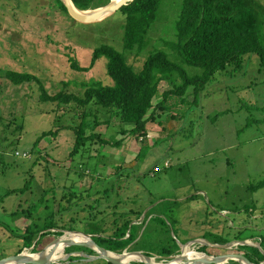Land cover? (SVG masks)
<instances>
[{
    "label": "rangeland",
    "instance_id": "rangeland-1",
    "mask_svg": "<svg viewBox=\"0 0 264 264\" xmlns=\"http://www.w3.org/2000/svg\"><path fill=\"white\" fill-rule=\"evenodd\" d=\"M180 1L161 0L162 13L152 26L146 48L138 55L125 54L135 72H140L153 50L170 52L165 43L174 41ZM123 24L119 12L87 24L60 9L57 0H0V222L21 230L23 219L15 220L11 213L43 204L37 208L43 218L45 209L54 206L58 210V204H69L74 191L82 194L86 206L95 200L94 204H101L97 221L106 219V229L101 230L105 232H99L102 237L112 236L111 222L119 219L114 213L140 212L139 220L130 225L141 223L150 214L138 231V248L156 263L163 261L157 254L164 244L171 245V240L178 246L190 242L186 247L197 254H202L198 248L206 247L214 257L242 255L237 243L243 241L259 247L264 239V187L254 192L249 187L264 180V72L253 53L243 56L239 70L230 73L232 68H227L216 74L198 93L197 105L191 104L193 87L187 89L184 100L172 96L164 111L148 123L147 145L119 135V119L101 111L98 119L109 124L95 132L103 138L123 139L121 146L99 147L88 141L79 153L71 154L73 129L78 127L82 111L70 105L58 114L57 104L41 100L42 91L48 95H81V83L113 86L106 58L98 59L87 71L74 70L70 65L73 60L87 68L94 49L101 44L121 52ZM171 54L168 59L188 77L201 74L200 69L181 64L178 54ZM8 71L35 80L13 84L5 77ZM180 84L182 80L176 78L175 85ZM168 88L167 83H161L154 103ZM17 126H21L20 132ZM49 132L52 134L41 137ZM15 152L29 153V158H17ZM79 171H85L82 177ZM26 185L24 192L4 197L8 191ZM66 213L59 226L70 223L72 216L75 229H85L78 227L85 211ZM93 214L97 216V212ZM3 230L0 228V257L15 255L20 242ZM55 239V235L46 236L40 251ZM22 252L30 257L38 253L31 249ZM55 253L54 249L51 264L105 262L84 258L70 262L62 259L65 252ZM140 262L139 258L128 264ZM144 262L148 264V260ZM225 264L240 263L228 260Z\"/></svg>",
    "mask_w": 264,
    "mask_h": 264
},
{
    "label": "trees",
    "instance_id": "trees-1",
    "mask_svg": "<svg viewBox=\"0 0 264 264\" xmlns=\"http://www.w3.org/2000/svg\"><path fill=\"white\" fill-rule=\"evenodd\" d=\"M60 9L67 13L60 0H57ZM76 9L80 11L94 10L108 4L109 0H71ZM161 0H133L127 5L121 7L117 12L124 17L122 27V51L119 52L108 44H101L94 49L91 63L87 68L78 66L76 61L72 60L70 67L77 71H87L91 69L100 58H106L107 74L113 80V86H104L99 82L81 83L82 94L59 93L48 95L42 91L41 100L58 105V114L60 111H66L70 105L71 109H81V121L78 127L73 129L75 141L74 149L71 154L80 152V148L88 141L96 143L99 147L118 148L123 139L103 138L95 132L96 128L102 125H108L109 122H100L98 114L105 111L108 117L111 113L119 119L122 125L121 136H131L138 142L147 145V125L155 121L158 112L164 111L165 104L174 96L183 99L188 88L193 87V100L191 104H198V93L204 89L212 78L218 74L226 72L227 68H232V72L239 70L243 64V56L249 53L255 54L260 61L261 70L264 72V0H181L180 9L176 20V35L173 32L174 41L165 43L173 57L178 54L181 64L200 69L201 74L188 77L186 72L176 63L168 59L167 53L161 50H153L144 59L140 72H135L131 65H128L127 52L138 55L144 51L149 40V34L156 19L160 16ZM6 79L13 84H22L34 81L35 78L30 75L6 72ZM176 78L182 80V84L175 85ZM167 83L169 88L161 93V100L154 103V99L159 95L161 83ZM184 100V99H183ZM182 102V101H181ZM178 103V100H177ZM176 104V103H175ZM172 106V105H171ZM83 109V110H82ZM102 109V110H100ZM102 114V113H101ZM90 118L93 117L92 121ZM130 126L129 129L126 126ZM17 131H21V126H17ZM52 134L45 133L43 136ZM145 148V147H144ZM142 148L139 155H143ZM35 147L31 149L34 152ZM85 171H79L78 176L82 177ZM118 174V173H117ZM264 187V180L256 185H251L249 189L256 191ZM27 185L21 189L11 190L4 194V197L16 193L24 192ZM81 193L72 192L69 195V204H58V210L54 206L46 210L47 215L40 217L37 208L43 204H35L27 210L12 214L13 218H22L24 227L16 229L0 222V228L9 232L13 239L20 242V249L15 255H19L25 249H31L32 253L41 250L42 240L52 234L56 238L62 236V231L79 232L92 236L93 242L106 251L121 254L124 250L129 252H141L138 248V231L145 223V218L141 223L138 221L141 213L133 210H122L114 213L119 219L111 224L114 226L110 238L99 236V232L106 229V219L103 217L98 222V208L101 204L88 205L82 202ZM90 194L89 192L87 195ZM76 195H80L78 198ZM76 201L72 202L73 199ZM41 202L44 197L40 199ZM39 200V201H40ZM78 203V204H76ZM81 203V204H80ZM118 206H115L117 209ZM71 210H81L86 212V216L81 218L78 227H85L82 231L75 229L76 219L70 217L68 224L59 226L58 222L63 221L66 212ZM97 212V216L93 213ZM134 218H136L134 220ZM121 219L123 221L119 222ZM137 223V224H136ZM83 227V228H84ZM135 228L134 233L132 229ZM60 230V231H58ZM54 231V232H52ZM97 235V236H96ZM246 240V239H245ZM185 244V243H184ZM214 244H217L215 242ZM223 245L226 243H222ZM260 248L264 251V239L260 240ZM179 246L174 240L171 245L164 244L161 252L157 255L161 259H167L175 256L179 252ZM199 252L207 254V248H198ZM239 251L252 264H261L264 262V255L258 248L252 246H239ZM83 252L94 256L95 253L84 247H69L65 253ZM11 255V256H15ZM146 255L151 257L150 254ZM209 255V254H207ZM10 256H1L0 260ZM158 259H160L158 257ZM70 262L79 261V257H69ZM104 264H109L104 262Z\"/></svg>",
    "mask_w": 264,
    "mask_h": 264
},
{
    "label": "water",
    "instance_id": "water-1",
    "mask_svg": "<svg viewBox=\"0 0 264 264\" xmlns=\"http://www.w3.org/2000/svg\"><path fill=\"white\" fill-rule=\"evenodd\" d=\"M133 0H109L108 4H106L103 7H99L97 9L94 10H86V11H80L78 9L75 8V6L73 5L71 0H61L63 6L65 7V9L67 10V13L76 21L78 22H82V23H96V22H100L106 18H108L109 16H111L112 14H114L115 12H117L121 7L127 5L128 3L132 2ZM65 233H74V234H80L83 235L84 237L88 238V242H84V243H66V246L63 248V251L65 252L66 248L69 247H73V246H77V247H84L87 249L92 250L95 255L94 256H90L87 255L83 252H76V253H65L64 257L62 259H68L69 257H79L81 259L84 258L87 260L90 259H102L103 261H105L106 263L109 264H120V262L114 258H111L110 256H108L107 254H115L109 251L104 250L103 248L99 247L98 245H96L93 240H92V236L90 235H85L79 232H64ZM64 234H62V236L56 238L53 242H51L44 250L38 252L37 254H32V255H36V258H32L28 255H24V253H20L19 255H15V256H10L8 258H4L2 260H0V264H51L53 262L52 260V256H53V250L56 248L58 241L64 236ZM192 243V242H191ZM188 244H190V242L185 243V244H180L179 248L182 247V250L179 249V254L176 256H171L167 259H163L161 263L164 264H168L169 262H172L173 260H177V261H181V262H186L185 264H220V262L222 263H227L228 260H236L238 263L241 264V262L245 263V264H252L250 263L243 255H239V254H225V255H220V256H208L206 254L205 258L198 260V262L196 263H190L186 261V258L183 254V248L186 247ZM240 246H251L249 244L246 243V241L243 242H239L237 243ZM53 246V247H52ZM52 247V248H51ZM52 249L49 250V252H46V250L48 249ZM259 248V247H257ZM259 250L262 252V254L264 255V252L261 250V248H259ZM124 250L121 254H117L118 257H120L121 255L125 254ZM44 253L46 255H44ZM126 254L128 255H139L142 258H144L145 260H150L152 259L151 257H148L146 254H142L141 252H126ZM141 264H147L146 262H140Z\"/></svg>",
    "mask_w": 264,
    "mask_h": 264
},
{
    "label": "bare ground",
    "instance_id": "bare-ground-1",
    "mask_svg": "<svg viewBox=\"0 0 264 264\" xmlns=\"http://www.w3.org/2000/svg\"><path fill=\"white\" fill-rule=\"evenodd\" d=\"M114 1H116V0H114ZM69 242L84 243V242H88V240L86 237H84L83 235H80V234L65 233L64 236L57 243L58 246H56V248H55V252H56L55 256L57 253L61 254L62 252H64L63 248L66 246V243H69ZM49 250H52V249L49 248L48 250H46V252H49ZM183 254L186 258V261L190 262V263H196V262H198V260L205 258L204 254H197L196 252H192L188 249V247H184ZM24 255H26V253H24ZM44 255H46V254L44 253ZM107 255L110 256L111 258L118 260L120 262V264H128L130 262H134V261L139 260V258L142 260V262H144V260H145L144 258H142L139 255H128L126 253L121 255L120 257H118L117 255H112V254H107ZM36 257L37 256L34 255L32 258H36ZM180 262L181 261L173 260L172 262H169L168 264H178ZM148 264H160V263H156L153 259H150V260H148ZM161 264H164V263H161ZM220 264H222V262H220ZM243 264H245V263H243Z\"/></svg>",
    "mask_w": 264,
    "mask_h": 264
},
{
    "label": "built area",
    "instance_id": "built-area-1",
    "mask_svg": "<svg viewBox=\"0 0 264 264\" xmlns=\"http://www.w3.org/2000/svg\"><path fill=\"white\" fill-rule=\"evenodd\" d=\"M14 156L20 159H28L29 158V153L23 152V153H19V152H15Z\"/></svg>",
    "mask_w": 264,
    "mask_h": 264
},
{
    "label": "crops",
    "instance_id": "crops-1",
    "mask_svg": "<svg viewBox=\"0 0 264 264\" xmlns=\"http://www.w3.org/2000/svg\"><path fill=\"white\" fill-rule=\"evenodd\" d=\"M252 247H255V246H252ZM255 248H257V247H255ZM259 248H260V246H259ZM259 248H258V249H259ZM261 250H262V249H261ZM262 251H263V250H262ZM263 252H264V251H263ZM178 254H179V252H178ZM178 254H177V255H178ZM203 254H205V253H203ZM207 254H208V253H207ZM207 254H206V255H207ZM175 256H176V255H175ZM208 256H210V255H208ZM157 258H158V257H157Z\"/></svg>",
    "mask_w": 264,
    "mask_h": 264
}]
</instances>
